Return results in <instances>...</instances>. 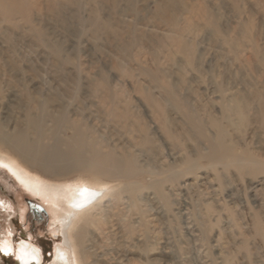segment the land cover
<instances>
[{
	"label": "rangeland",
	"instance_id": "1",
	"mask_svg": "<svg viewBox=\"0 0 264 264\" xmlns=\"http://www.w3.org/2000/svg\"><path fill=\"white\" fill-rule=\"evenodd\" d=\"M12 1L0 129L64 113L62 141L82 132L132 169L93 188L73 228L93 222L82 264H264V0ZM24 165L51 183L77 176ZM58 227L0 165V264H20L22 241L52 264L69 244Z\"/></svg>",
	"mask_w": 264,
	"mask_h": 264
},
{
	"label": "bare ground",
	"instance_id": "2",
	"mask_svg": "<svg viewBox=\"0 0 264 264\" xmlns=\"http://www.w3.org/2000/svg\"><path fill=\"white\" fill-rule=\"evenodd\" d=\"M11 1L0 0L2 13L7 15L12 13L14 8L10 4ZM162 1L163 4L168 2V0ZM176 1L179 3L181 0ZM167 10L165 6H162L158 9V13L161 16L167 14ZM226 108L229 111L241 112L235 106ZM40 109L41 113L29 115L26 118L23 127H16L11 133L0 129V165L5 166L29 193L42 199L51 213L52 223L59 224L58 230L63 231L66 235L69 244L66 247L56 246L55 259L52 264H82L89 258L88 253L82 250V246L86 241L88 228L93 225V222L86 217L80 224L78 223L79 226L75 231L73 228L77 224L78 217L83 215V209L91 207V203L95 199L93 188L106 191L108 190L107 182L102 183L101 179L123 178L132 169L128 167L122 157L96 150L95 146L98 143L90 141L82 132L62 141L58 132L66 120L65 114L58 113L57 116L52 117L42 107ZM47 120L51 122L48 129H46ZM223 135L224 132L219 127L218 139L223 138ZM46 138H49L52 143L45 144ZM61 145L64 146V149L61 148ZM5 149L18 158L7 154ZM210 155L219 158L221 153L211 147ZM26 163L45 171L50 176H67L73 171L77 173V176L76 179L64 181V183H51L30 172L24 165ZM97 193L100 196L98 191ZM102 197L100 196V198ZM10 250L11 246L3 252L7 254ZM17 257L20 264H40L41 262V255L37 247L27 241L19 243Z\"/></svg>",
	"mask_w": 264,
	"mask_h": 264
},
{
	"label": "water",
	"instance_id": "3",
	"mask_svg": "<svg viewBox=\"0 0 264 264\" xmlns=\"http://www.w3.org/2000/svg\"><path fill=\"white\" fill-rule=\"evenodd\" d=\"M30 205V209L32 210V211H37L38 209H39V207L37 206V205H34V204H29ZM39 220V219H38Z\"/></svg>",
	"mask_w": 264,
	"mask_h": 264
},
{
	"label": "flooded vegetation",
	"instance_id": "4",
	"mask_svg": "<svg viewBox=\"0 0 264 264\" xmlns=\"http://www.w3.org/2000/svg\"><path fill=\"white\" fill-rule=\"evenodd\" d=\"M39 221V220H38Z\"/></svg>",
	"mask_w": 264,
	"mask_h": 264
}]
</instances>
